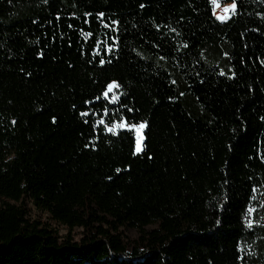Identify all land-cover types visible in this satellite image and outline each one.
<instances>
[{
    "label": "trees",
    "instance_id": "16d2710c",
    "mask_svg": "<svg viewBox=\"0 0 264 264\" xmlns=\"http://www.w3.org/2000/svg\"><path fill=\"white\" fill-rule=\"evenodd\" d=\"M236 4L0 0V264H264V0ZM113 80L131 113L94 99Z\"/></svg>",
    "mask_w": 264,
    "mask_h": 264
},
{
    "label": "snow or ice",
    "instance_id": "6c2138e0",
    "mask_svg": "<svg viewBox=\"0 0 264 264\" xmlns=\"http://www.w3.org/2000/svg\"><path fill=\"white\" fill-rule=\"evenodd\" d=\"M45 3H47V0H44ZM212 4L216 7H220L221 3L220 0H211ZM237 9V4L236 0H232V2L224 7V12L227 13L228 15H217V19L221 21H225L230 19L231 15H234ZM91 13H85V16H91ZM104 13L100 12L97 14V17L101 19V22L103 23L104 19ZM59 19V17H57ZM119 22L118 21H111L110 24H105L104 26L106 28L113 27L117 25ZM71 27V25H69ZM174 31V29H173ZM86 35H91V33H87ZM115 39V38H114ZM114 47L113 44H109L107 50L110 52L112 48ZM97 54H99V50H97ZM110 62V61H108ZM99 63L103 65L105 63V60L101 58L99 60ZM223 75L224 73L221 72ZM175 83V81H173ZM121 86L117 81H110L106 84L105 90L101 92L100 96H96L94 99L95 100H100L103 98L104 100L108 101L109 104H120L121 107L126 108L127 112L131 113L133 109L128 108L126 105H124L121 102L120 96L121 94L119 93V88ZM111 93V95H110ZM183 95V93H181ZM85 104H92V100H86L84 101ZM75 107V105L73 106ZM91 109L83 111L80 113L82 117H86L89 115V112ZM110 113V109L107 106L103 107V115L100 116L99 120H97L93 125V131H95L98 127L102 126L103 130L107 133L112 134L113 136H118L121 133L126 134L129 139L134 141V150L132 152V155H136L137 153L141 152L143 150V141L145 139L144 137V129L147 127V121H135L134 119L129 118L126 115H123L119 112V109H116L111 112V115L113 118L108 119L107 121L105 120V117H108ZM94 115H98L97 113H93ZM54 119V118H53ZM261 119H264V117H261ZM85 123H88L87 120L84 121ZM89 145L86 144L85 147H88ZM92 147H95V144H92ZM117 171H120L117 169ZM253 191H256L255 188H253ZM253 209H250L252 211ZM249 226H251V221L248 222Z\"/></svg>",
    "mask_w": 264,
    "mask_h": 264
},
{
    "label": "rangeland",
    "instance_id": "374dc122",
    "mask_svg": "<svg viewBox=\"0 0 264 264\" xmlns=\"http://www.w3.org/2000/svg\"><path fill=\"white\" fill-rule=\"evenodd\" d=\"M228 5V4H227ZM224 6H220V7H216L214 6V14L217 17V15H220L221 11H224ZM225 15H228L227 13H225ZM226 21V20H225ZM111 95V93H110ZM145 131V129H144ZM144 134V133H143ZM144 143V141H143ZM28 207L30 209V214L32 219L34 220H40L42 221L45 226L52 228L53 230H55L58 233V236H60V238H65L66 236H68L69 234V230L67 229V227L65 226H60L55 224L54 222H52V220L49 218V216L47 214H44L40 211H38L32 204H28ZM250 209H253L252 211H250ZM248 210V215L246 216V225L247 228L249 229H253L256 228L258 226H263L264 225V213L262 212V209H257L256 206H251ZM249 221H251V226H249ZM123 237L125 238V240L127 241V243H131L133 246V243L137 240L138 238V232L136 230H126L123 229ZM82 229L80 228H76L73 232H72V237L74 238L75 241H80L82 238ZM245 250V249H244ZM246 250H250V249H246Z\"/></svg>",
    "mask_w": 264,
    "mask_h": 264
},
{
    "label": "bare ground",
    "instance_id": "6f19581e",
    "mask_svg": "<svg viewBox=\"0 0 264 264\" xmlns=\"http://www.w3.org/2000/svg\"><path fill=\"white\" fill-rule=\"evenodd\" d=\"M220 15H225V12H224V11H221V12H220Z\"/></svg>",
    "mask_w": 264,
    "mask_h": 264
}]
</instances>
